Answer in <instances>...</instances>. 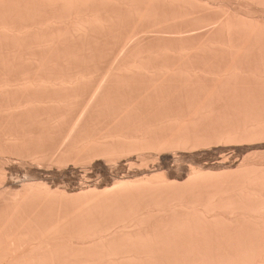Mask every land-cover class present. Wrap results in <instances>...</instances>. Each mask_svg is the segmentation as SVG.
I'll return each instance as SVG.
<instances>
[{"label":"bare ground","instance_id":"1","mask_svg":"<svg viewBox=\"0 0 264 264\" xmlns=\"http://www.w3.org/2000/svg\"><path fill=\"white\" fill-rule=\"evenodd\" d=\"M0 264H264V0H0Z\"/></svg>","mask_w":264,"mask_h":264},{"label":"rangeland","instance_id":"2","mask_svg":"<svg viewBox=\"0 0 264 264\" xmlns=\"http://www.w3.org/2000/svg\"><path fill=\"white\" fill-rule=\"evenodd\" d=\"M125 161H126V160H125ZM209 162H210V161H209ZM124 164H126V165L128 166V169H129V164H131V163H130V162H125ZM128 169L125 171V173H127V172L130 171V169H129V171H128ZM17 177H18V178H17ZM17 177H16V175H14V176H13V179H14V180H16V179H17V180H21V179L23 180L22 176H20V177L17 176ZM94 177H95V176H94ZM94 177H91V179H92V178H93L92 180L96 179V178H94ZM99 178H100V177L97 175V181H99ZM86 179H87V178H86ZM91 179H90V180H91ZM87 180H89V179H87ZM64 182H65V180L60 181V182L57 184V187H58V186H59L60 188L64 187V186H65V183H67V182H65V183H64ZM60 183H61V184H60ZM60 185H61L62 187H61ZM59 187H58V188H59Z\"/></svg>","mask_w":264,"mask_h":264}]
</instances>
